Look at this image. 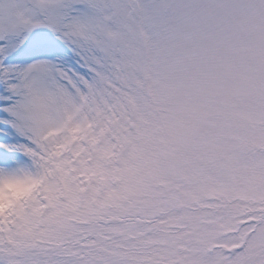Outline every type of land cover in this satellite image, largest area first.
<instances>
[{"label": "snow or ice", "instance_id": "1", "mask_svg": "<svg viewBox=\"0 0 264 264\" xmlns=\"http://www.w3.org/2000/svg\"><path fill=\"white\" fill-rule=\"evenodd\" d=\"M0 264H264V0H0Z\"/></svg>", "mask_w": 264, "mask_h": 264}]
</instances>
